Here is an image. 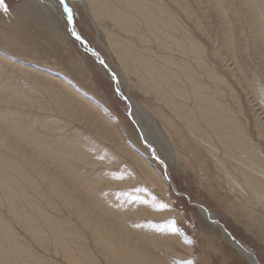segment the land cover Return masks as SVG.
Masks as SVG:
<instances>
[{"label": "rangeland", "instance_id": "obj_1", "mask_svg": "<svg viewBox=\"0 0 264 264\" xmlns=\"http://www.w3.org/2000/svg\"><path fill=\"white\" fill-rule=\"evenodd\" d=\"M49 1L0 9V264H249L198 205L264 264V0Z\"/></svg>", "mask_w": 264, "mask_h": 264}, {"label": "bare ground", "instance_id": "obj_2", "mask_svg": "<svg viewBox=\"0 0 264 264\" xmlns=\"http://www.w3.org/2000/svg\"><path fill=\"white\" fill-rule=\"evenodd\" d=\"M39 1H44V0H39ZM82 5H85L84 4V2H83V0H78ZM47 3L49 4V5H51L52 3L49 1V0H47ZM76 29V28H75ZM69 31H70V28H69ZM71 32V31H70ZM71 34V33H70ZM72 35V34H71ZM74 37V36H73ZM98 59V58H97ZM104 68H106L105 66H103ZM108 69V70H107ZM106 69V71L107 72H109L110 73V70H109V68H107ZM117 87H118V89H120L119 88V85H118V83H117ZM119 94H118V96L123 100V101H125V97L121 94V91L119 90ZM126 104H127V107L129 106L130 107V105H129V103H127L126 102ZM131 113V112H130ZM147 116V115H146ZM132 119H133V121H132V123L134 124V126L136 127V129H137V131H138V137H139V139L141 140H143V141H145V143H146V149L150 152V154H154V155H156L155 154V152H154V149H153V147L151 146V141H150V139L147 137V135H146V133H143L144 132V130L142 129V127H141V125H140V122H139V120L137 119V117H133L132 116ZM0 121H3V119L0 117ZM148 122L149 123H151L153 126H154V128H155V130H156V132H157V134L161 137V133L158 131V128H157V126H156V123L152 120V119H150V120H148ZM142 140H141V142H142ZM152 156V155H151ZM167 169V168H166ZM3 170V166H2V163H1V161H0V172ZM5 180H3V182H2V186H5ZM171 184V186H173V184L172 183H170ZM8 199L9 200H11V192H9L8 191ZM197 209H198V211L200 212V214L207 220V221H209L213 226H215V227H217L219 230H221V232H222V235L224 236V238L228 241V243H229V245L232 247V248H234V249H236L237 250V252L246 260V262H248L249 264H255L254 262H257V260H256V258L254 257V254L250 251V250H247L246 248H244L243 246H241L240 245V247L237 245V241L232 237V236H227V234H229V232L226 230V228L225 227H223L222 226V224H220L219 223V221H217V219L213 216V215H211V213L207 210V213H206V211H204V208L203 207H201L200 205H198V207H197ZM208 216V217H207ZM209 218V219H208ZM224 228V229H223ZM227 231L228 233H226L225 231ZM232 237V238H231ZM231 238V239H230ZM239 244V243H238ZM257 264H259L258 262H257Z\"/></svg>", "mask_w": 264, "mask_h": 264}, {"label": "snow or ice", "instance_id": "obj_3", "mask_svg": "<svg viewBox=\"0 0 264 264\" xmlns=\"http://www.w3.org/2000/svg\"><path fill=\"white\" fill-rule=\"evenodd\" d=\"M59 5L62 6L63 12H64V14H66L67 24L68 25H72L73 24V20H74L73 9L68 6V4L66 3V0H59ZM0 9H3V11L5 13L9 12V9L7 7H5L4 0H0ZM70 31H71L72 36H74L77 40H81V37L76 32V30H75L74 27L70 28ZM92 54L93 55H96L95 52H93ZM99 62L102 65H104L105 67H107V65L104 64V61L103 60H100ZM114 79H115V77H114ZM117 94H119V89H117ZM119 178H122V177H119ZM158 208L161 209V210L167 209L168 208V205L161 203V204L158 205ZM171 232L172 233H177V232H179V229L176 228L174 226V224H173V227L171 228ZM185 242L188 243V244H191L192 243L191 240H187V239L185 240ZM177 264H194V262L191 261V260H189V261H183V262L178 261Z\"/></svg>", "mask_w": 264, "mask_h": 264}, {"label": "water", "instance_id": "obj_4", "mask_svg": "<svg viewBox=\"0 0 264 264\" xmlns=\"http://www.w3.org/2000/svg\"><path fill=\"white\" fill-rule=\"evenodd\" d=\"M63 9V8H62ZM72 27H74L75 28V26H74V24H72V25H69V28H72ZM76 30V32H77V29H75ZM78 33V32H77ZM73 38H75V37H73ZM76 39V38H75ZM77 40V39H76ZM77 41H79L83 46H85L86 45V43H85V41L81 38V40H77ZM88 51L90 52V54L91 55H93L92 53L93 52H95L96 53V55H93L96 59L97 58H99V55H98V53L95 51V50H93V49H88ZM97 61H98V63L101 65V66H104V65H102L99 61L100 60H98L97 59ZM105 69H107V67L105 68ZM108 70V69H107ZM111 74V73H110ZM111 76L113 77V75L111 74ZM114 83H115V88H116V91H117V89H118V87H117V81L116 80H114ZM120 93V92H119ZM127 114H128V116H129V118H130V120L131 121H133V119H132V117H131V115H130V108H129V106L127 107ZM142 140V139H141ZM142 143L146 146V143H145V141H143L142 140ZM148 149V148H147ZM150 153V152H149ZM152 156V158H154V159H156L158 162H160L161 163V165H162V169H163V171H165V172H167V169H166V167H165V165L159 160V158L156 156V155H154V154H151ZM177 195H179L178 193H176ZM198 207V206H197ZM204 211H206V213H207V210H205L204 209ZM208 217V216H207ZM209 219V218H208ZM224 229V228H223ZM225 231V230H224ZM226 233H228L227 231H225ZM227 236L229 237L230 236V234H227ZM232 238V237H231ZM230 238V239H231ZM237 245L240 247V245L237 243ZM255 264H257V262H254Z\"/></svg>", "mask_w": 264, "mask_h": 264}]
</instances>
